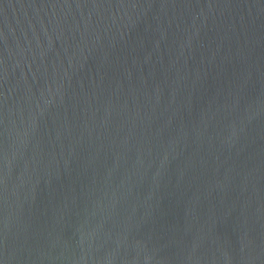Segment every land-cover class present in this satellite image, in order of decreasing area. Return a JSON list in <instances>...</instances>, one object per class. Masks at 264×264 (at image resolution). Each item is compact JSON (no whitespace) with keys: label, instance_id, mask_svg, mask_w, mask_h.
Returning <instances> with one entry per match:
<instances>
[{"label":"water","instance_id":"1","mask_svg":"<svg viewBox=\"0 0 264 264\" xmlns=\"http://www.w3.org/2000/svg\"><path fill=\"white\" fill-rule=\"evenodd\" d=\"M0 264H264V0H0Z\"/></svg>","mask_w":264,"mask_h":264}]
</instances>
